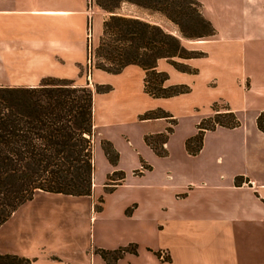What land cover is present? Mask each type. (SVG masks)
<instances>
[{
	"label": "crops",
	"instance_id": "1",
	"mask_svg": "<svg viewBox=\"0 0 264 264\" xmlns=\"http://www.w3.org/2000/svg\"><path fill=\"white\" fill-rule=\"evenodd\" d=\"M198 1L224 35L217 31L186 45L205 53L180 60L195 72L170 65L175 81L169 76L167 82L191 90L172 96L175 116L185 125L164 143L166 155L144 141L145 134L161 132L166 119H140L151 109H130L133 81L147 95L143 70L128 65L117 74L93 71L94 83L112 89L93 94L91 193L35 191L0 225V253L31 264H108L99 249L135 244L137 253L125 252L113 264H264V131L256 123L264 112V0ZM125 3L115 11L148 17L131 3L133 10L123 12ZM95 11L88 0H0V85L31 87L46 78L92 85L89 78L78 83V73L91 36L110 14L101 9L102 17L92 19ZM215 101L229 106L240 124L206 130L201 148L190 154L185 140ZM132 118L157 124L131 134L126 129ZM102 139L118 150L117 164L107 159ZM141 163L147 168L139 172ZM114 171L124 178L108 183Z\"/></svg>",
	"mask_w": 264,
	"mask_h": 264
},
{
	"label": "trees",
	"instance_id": "2",
	"mask_svg": "<svg viewBox=\"0 0 264 264\" xmlns=\"http://www.w3.org/2000/svg\"><path fill=\"white\" fill-rule=\"evenodd\" d=\"M110 1L95 0L110 14L102 22L97 44L88 49L92 66L111 74L120 73L128 65L140 67L144 72L143 91L152 98L189 92L188 84L168 83L169 75L157 68L158 61L165 59L173 68L192 73L195 69L177 58L201 57L205 53L187 48L177 35L150 21V17L158 13L172 22L180 37L205 39L215 34V28L203 15L200 2L117 0L111 4ZM122 1L141 8L148 17L117 13L115 9ZM111 89L110 84L104 83L95 84L92 90L86 84H76L67 78H46L31 87L0 85V225L37 190L72 196L91 193L93 94ZM218 105L217 101L212 103L213 112L202 117L196 133L186 138L185 148L190 154L199 151L206 130L240 124L229 106L225 105L222 110ZM157 117L170 118L171 126L176 123L169 112L160 108L146 111L140 118ZM256 123L264 131V112L257 116ZM171 126L166 128L167 133L172 132ZM167 137L163 132L145 134L144 141L156 154L165 156ZM100 144L107 159L117 164L119 154L112 143L102 139ZM123 178V171H114L108 176V183L116 184ZM98 252L108 264H113L125 252L137 253V247L129 244L113 250L99 249ZM155 253L159 255V252ZM0 264H31V259L0 253Z\"/></svg>",
	"mask_w": 264,
	"mask_h": 264
},
{
	"label": "rangeland",
	"instance_id": "3",
	"mask_svg": "<svg viewBox=\"0 0 264 264\" xmlns=\"http://www.w3.org/2000/svg\"><path fill=\"white\" fill-rule=\"evenodd\" d=\"M110 2H111V4H113V3L117 2V0H113V1L111 0ZM94 3H95V0H94ZM122 6H123V9H122L123 12H130L131 10H133L131 5H129L128 3H125ZM95 9H96V11L92 14V19H93L94 16L102 17V11H101L102 8L100 6H98L96 3H95ZM138 10L140 12H144V11H141L140 9H138ZM143 16H145V15H143ZM103 17H107V16H103ZM150 19H149L150 21L156 22L159 25H161L165 30L170 31V32L174 33L175 35H177L180 38V40H181V42H182V44L184 46L191 45L190 44V41H191L190 39H185L183 37H180L176 25H174L172 22L164 19L158 13H154V15H152L150 17ZM92 23L93 22L91 21V28L93 26ZM87 28H88V26H87ZM217 31H218V33H220V35H224L223 34V28H221V27H217V29L215 28V34L217 33ZM100 34H101V31L99 33L95 32L94 35L91 36V42L89 44V47L90 46H94V45L97 44ZM197 40H200V39H197ZM177 59H178V61L181 60L180 58H177ZM159 61H160V70H164L165 71L167 69H170L169 71H166V72L170 76V79L175 81V69H173L170 66V64L165 59H160ZM93 71H96L94 75H96L97 72H99L98 69H96V68H94L92 66L91 62L88 59V53H87L86 61H85L84 65L81 66V69H80V71L78 73V83L81 82V81H84V80H87L89 82V79H90V80H92V85H90V86L87 85V86L90 87L92 90H94L95 89V84H99V83H94V81H93V77H94ZM106 76H107V79H112L113 78V79L117 80V78H114L113 75L107 74ZM87 78H89V79H87ZM100 84H104V83H100ZM132 87L134 88V92H133V95H132L133 102H132V106L130 107L132 113L136 112L137 110L144 109V108H150L151 110L160 108V109H163V110L169 112L172 115V117L176 119V123L174 122V124L172 126H171L170 118H164V117H157V118H161V119L164 118V119L167 120V121L166 120L163 121L164 125L162 126L163 129H162L161 132L167 134L168 137L171 134H174V136H175V128L178 129L180 127L181 123H182V122H180L178 116H175V106L178 107L177 104L175 103V97L160 98V99L159 98L156 99V98L148 97L147 95L143 94L142 92L136 91L137 90V85H136L135 81L132 82ZM181 106H183V105H181ZM218 107L223 110L225 108L224 102L219 101ZM128 123H130V124H128L129 129H126V131L128 133H131V134L139 132V130H141L143 127H145L146 129L147 128H149V129L153 128L157 124V123L156 124L155 123H148V124L144 123L143 124V123L138 122V120H136L134 118L129 120ZM184 125H185L184 123L181 125V128L178 130L179 133H181L183 131V126ZM168 126L172 127V132L171 133L170 132L167 133V131H166V128ZM147 134H155V133H147ZM176 134H178V133H176ZM168 137H167V139H168ZM138 138H139V136H138ZM174 139H175V137H174ZM116 151L118 152L117 149H116ZM118 154H119V152H118ZM138 168H140V166ZM114 177H117V176L115 175Z\"/></svg>",
	"mask_w": 264,
	"mask_h": 264
},
{
	"label": "built area",
	"instance_id": "4",
	"mask_svg": "<svg viewBox=\"0 0 264 264\" xmlns=\"http://www.w3.org/2000/svg\"><path fill=\"white\" fill-rule=\"evenodd\" d=\"M94 0H88V4L91 6L93 4ZM145 165L141 164L140 168L138 169V171H142L143 169H145L144 167ZM160 257L163 258L165 256V252H160L159 253Z\"/></svg>",
	"mask_w": 264,
	"mask_h": 264
}]
</instances>
